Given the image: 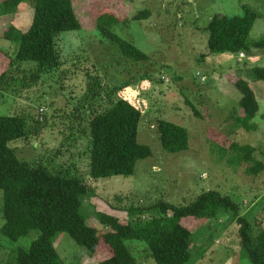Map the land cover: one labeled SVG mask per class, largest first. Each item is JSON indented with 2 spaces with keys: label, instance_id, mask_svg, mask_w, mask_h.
Segmentation results:
<instances>
[{
  "label": "rangeland",
  "instance_id": "1",
  "mask_svg": "<svg viewBox=\"0 0 264 264\" xmlns=\"http://www.w3.org/2000/svg\"><path fill=\"white\" fill-rule=\"evenodd\" d=\"M72 5L81 30L62 33L57 39L61 65L53 76L40 77L19 95L0 93V116L25 112L28 119L44 120L37 137L11 144L18 159L69 169L89 185L92 192L84 199L81 214L90 227H98L95 211L125 220V213L116 209L158 201L184 205L203 192L215 191L244 206L251 233L263 228L264 169L248 174L237 154L226 151L223 155L219 147L224 148L222 141L227 136L253 151V158L264 167V91L261 83L251 79V69L264 68V59H253V51L243 53L239 60L229 53L208 54L205 28L214 15L242 16L246 6L260 15L249 39H264V0H72ZM145 10L149 13L146 18L133 19ZM100 12L114 15L118 22L110 27L112 32L145 54L146 61L127 60L115 43L94 29L93 17ZM32 16V8L22 3L15 15L0 17V70L7 67L4 55L14 51L3 39V31L10 24L26 31ZM240 78L250 82L259 103L247 129L236 120L240 95L235 84ZM91 80L99 82L94 98L88 91ZM118 98L141 111L138 142L149 146L151 156L136 163L132 176L93 182L88 176L89 140L77 130L84 128L92 111ZM159 119L186 129L185 152L162 151L156 134ZM71 123L78 124L74 131L69 130ZM257 197L259 204L252 206ZM1 206L0 192V226ZM180 223L193 233L187 264H249L233 215L219 214L210 220L184 218ZM35 234L16 243L0 235V264H13L15 251L26 249ZM125 245L137 264H155L148 259L144 242L127 241ZM53 246L65 264H97L108 254L107 247L100 244L95 255L89 256L63 232L56 235Z\"/></svg>",
  "mask_w": 264,
  "mask_h": 264
},
{
  "label": "trees",
  "instance_id": "2",
  "mask_svg": "<svg viewBox=\"0 0 264 264\" xmlns=\"http://www.w3.org/2000/svg\"><path fill=\"white\" fill-rule=\"evenodd\" d=\"M22 3L32 8L33 16L26 31L21 32L12 24L3 31V39L14 48L12 55H4L8 59L7 67L0 70V93L4 94L19 95L40 77L53 76L61 65L57 39L62 33L81 30L72 0H0V17L15 15ZM243 11L242 16L217 14L209 20L205 28L208 54L239 56L252 49L264 50V39H249L259 15L246 6ZM148 15L145 10L138 12L133 19H144ZM93 20L94 29L115 43L127 60H147V56L134 45L112 32L110 27L118 22L112 13L100 12ZM0 56L3 57V53ZM251 79L261 83L264 89V68H252ZM91 81L88 91L94 98L98 95L95 91L99 82ZM235 87L240 95V116L236 120L247 129V124L259 110V103L250 82L240 78ZM24 113L0 116L3 221L0 235L10 243H16L32 232L37 235L26 249L15 251L13 264H65L53 246L54 238L60 232L66 233L89 256L95 255L100 244L105 245L108 254L97 264H137L125 245L127 241L144 242L148 259L151 258L155 264H187L193 233L180 221L184 218L210 220L219 214L234 216L240 247L248 263L264 264V227L251 233L242 205L215 191L203 192L184 205L158 201L149 206L116 209L125 213V220L95 211L93 217L98 227L88 226L81 208L92 188L69 169H53L48 162L18 159L11 147L12 143L20 141L28 143L39 135L43 127L44 120L28 119ZM141 118V111L121 98L90 113L84 128L77 131L79 136L89 140L88 176L91 181L132 176L136 163L151 156L149 146L138 142ZM75 125L71 123L69 130L74 131ZM156 134L162 151L167 154H179L188 149V133L177 124L159 119L156 121ZM222 144L224 148L219 147V152L223 155L228 151L237 154L246 173H260L264 169L253 158V151L239 147L233 139L224 136ZM214 148L218 149L215 145Z\"/></svg>",
  "mask_w": 264,
  "mask_h": 264
},
{
  "label": "crops",
  "instance_id": "3",
  "mask_svg": "<svg viewBox=\"0 0 264 264\" xmlns=\"http://www.w3.org/2000/svg\"><path fill=\"white\" fill-rule=\"evenodd\" d=\"M256 12V11H255ZM257 13V12H256ZM259 15V14H258ZM260 16V15H259ZM264 19V18H263ZM253 51V52H252ZM261 50H255V49H252L251 50V52L253 53V55H254V58L253 59H256V58H258V60L260 59V58H262V59H264V52L262 53V52H260ZM225 57H227V55H225L224 56V58ZM238 57V56H237ZM224 58H223V60H224ZM240 58L238 57V60H239ZM260 85V84H259ZM261 88H262V85L260 86ZM263 89V88H262ZM263 91H264V89H263ZM240 116V115H239ZM261 197V196H260ZM260 197H257V198H255V201H254V203L252 204V206H257L258 204H259V199H260ZM242 208H244V206L242 205ZM244 210V209H243Z\"/></svg>",
  "mask_w": 264,
  "mask_h": 264
},
{
  "label": "built area",
  "instance_id": "4",
  "mask_svg": "<svg viewBox=\"0 0 264 264\" xmlns=\"http://www.w3.org/2000/svg\"><path fill=\"white\" fill-rule=\"evenodd\" d=\"M238 57L241 59V58H243L244 56H243V54H240Z\"/></svg>",
  "mask_w": 264,
  "mask_h": 264
}]
</instances>
